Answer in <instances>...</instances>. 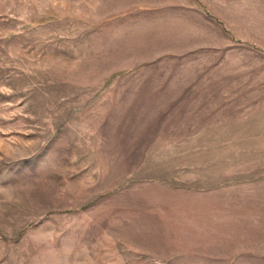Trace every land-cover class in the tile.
<instances>
[{"label": "rangeland", "instance_id": "obj_1", "mask_svg": "<svg viewBox=\"0 0 264 264\" xmlns=\"http://www.w3.org/2000/svg\"><path fill=\"white\" fill-rule=\"evenodd\" d=\"M0 264H264V0H0Z\"/></svg>", "mask_w": 264, "mask_h": 264}]
</instances>
